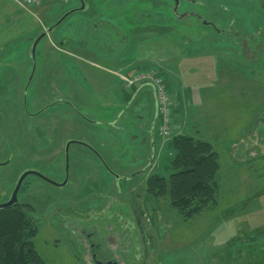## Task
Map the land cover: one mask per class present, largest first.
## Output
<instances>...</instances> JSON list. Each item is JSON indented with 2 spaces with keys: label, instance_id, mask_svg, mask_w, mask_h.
I'll use <instances>...</instances> for the list:
<instances>
[{
  "label": "rangeland",
  "instance_id": "rangeland-1",
  "mask_svg": "<svg viewBox=\"0 0 264 264\" xmlns=\"http://www.w3.org/2000/svg\"><path fill=\"white\" fill-rule=\"evenodd\" d=\"M87 1L101 21L113 15L127 38L124 59L118 60L120 39L112 33L104 32L111 45L105 52L78 53L89 62L57 57L45 39L25 98L34 67L30 39L78 4L45 0L26 10L0 0V163H7L0 167V204L11 199L26 171L63 182L65 146L79 141L89 146L70 147L68 185L30 175L18 194L20 203L33 207L34 244L47 264H95L92 244L100 247L98 259L114 257L120 264H264V0L182 1L179 13L190 14L182 20L174 0ZM82 14L75 11L55 38L74 39ZM136 51L138 69L156 65L168 80L176 103L169 137L157 128L150 134V90L126 100L124 81L109 72L129 67ZM92 62L102 66L96 86L82 69ZM57 100L65 103L37 115ZM139 111L147 116L143 129ZM116 118L125 134L109 129ZM176 136L210 143L219 156L217 203L191 218L180 215L169 196L147 193L150 177L172 174ZM110 173L134 178L117 182ZM132 205L144 227V234L136 229L138 242L112 218L119 210L131 213Z\"/></svg>",
  "mask_w": 264,
  "mask_h": 264
},
{
  "label": "trees",
  "instance_id": "trees-1",
  "mask_svg": "<svg viewBox=\"0 0 264 264\" xmlns=\"http://www.w3.org/2000/svg\"><path fill=\"white\" fill-rule=\"evenodd\" d=\"M171 149L172 174L168 179L150 177L147 193L155 198L169 196L179 214L191 218L217 203L219 156L210 143L189 136L173 138ZM32 211L30 204L20 202L0 210V264H47L35 248L39 228L30 220Z\"/></svg>",
  "mask_w": 264,
  "mask_h": 264
},
{
  "label": "flooded vegetation",
  "instance_id": "flooded-vegetation-1",
  "mask_svg": "<svg viewBox=\"0 0 264 264\" xmlns=\"http://www.w3.org/2000/svg\"><path fill=\"white\" fill-rule=\"evenodd\" d=\"M101 1H104V2H111V1H114V0H101ZM75 2H77V6H73L71 7L68 11H66L64 14H62L55 22L49 24V25H46V26H43V28L41 29V31L36 34L35 36H33L31 39H30V47H31V51H32V47H33V44L35 42V40L43 33H47L46 37H44L40 42L39 44L37 45V48H36V55H35V60L32 62V65L34 66L33 67V71L31 72V75H30V78L28 80V83L25 85V98L27 96V93L29 91V89L31 88L32 86V81L34 79V76H35V67H36V56H37V50H38V47L39 45L46 40H49L51 45H52V48L54 49V53L56 54L57 57H59L58 55L61 54V58L63 59L64 57H69L70 59H78V58H81L80 56H78L76 53H75V50L77 49V46H75L72 42V38H60V39H56L55 36L57 35L56 33L58 32V30L61 28V26L72 16V13L71 15H69L59 26H57L51 33L48 32V30L53 27L54 25H56L60 20L61 18L67 14L68 12L72 11V10H78L82 7V3L85 2L86 3V7L85 9L82 11V13L84 12H87L90 10V6L89 4L85 1V0H75ZM105 10H107L106 8H104ZM110 10L113 9L112 6H110L109 8ZM109 11V10H108ZM110 13V12H108ZM106 15H109V14H106ZM76 28H75V31L78 29V28H82L83 27V22L81 23H76ZM136 24V23H135ZM90 28H91V31L93 34H97L98 32H100L103 28H105L104 30L107 32V33H112L113 35L117 36L120 40L117 42V48H121L117 53H120L121 55H119L118 57V60L119 58L123 57V52L126 50V45H127V38L126 36L124 35H121V29L117 27V25L110 21V20H104V21H101L99 18L95 19V21L93 23H91L90 25ZM111 45L110 44H106L104 45L105 48H108L110 47ZM123 49V50H122ZM50 51V48L49 46H46L45 47V51ZM89 53H93V55L95 56L97 53H101V52H98V50L95 48V47H90L88 49ZM117 51V50H116ZM96 53V54H95ZM116 53V54H117ZM116 57V56H115ZM83 60H86L84 58H81ZM140 59L141 57L138 56V53L137 51L135 52L134 54V58H133V62H131V64L129 65V67L127 68H119L118 70H113V71H109L111 72L113 75H115L116 77L119 78V80H123L124 79H129V80H133L135 81L137 79V77L142 74L143 71H141V69H138V67L140 66ZM86 62H89L88 60H86ZM93 63V62H92ZM96 64H94L95 66ZM119 70H123V71H119ZM128 71L130 73V75H123L125 71ZM125 83V81H124ZM125 87H123L122 91L125 92ZM141 90H143V85L140 84V83H137V81L134 83L133 87H131V89L128 91V92H125L124 95H128L129 97V100H135L136 97L138 96V94L141 92ZM61 103H65L61 100H57L55 102H51L49 103L45 108H42L38 113L37 115L39 114H42V113H45L46 111H48L50 108L58 105V104H61ZM158 121H159V115H157L156 113L154 114V120L152 122V125H151V136L154 135L156 128H157V125H158ZM72 146V145H71ZM65 154H66V146H65ZM66 172H67V167H66ZM65 172V176H64V180L66 179L67 177V173ZM111 174V173H110ZM114 178L115 176L113 174H111ZM35 176V175H34ZM132 176V175H131ZM130 177H126V178H121V180H124V181H129L131 179L134 178V176H132V178ZM37 177V176H36ZM39 178V177H38ZM69 178H70V174H69ZM42 180V179H41ZM63 180V181H64ZM57 182V181H56ZM60 183V182H59ZM69 183H70V180H69ZM56 187V186H55ZM59 188V187H58ZM112 218H114L118 223L121 224V228L122 229H130L132 231V233H130V238L129 240H135L136 242H138L137 240H139L138 238V235H137V232H136V229H139L140 233L141 234H144V227H143V223H142V220L138 214V209L136 208L135 205H132L131 206V213L130 212H127V214H125V212H123L122 210H119V212H114ZM66 222H64V225L66 226ZM130 231V232H131ZM88 237H91L92 234H87ZM140 240H150V238H146V237H141ZM139 248V247H138ZM137 248V250H138ZM99 250H100V247L99 245L98 246H94V244H92V249H91V252H92V258L95 262V259L96 260H99L101 262H104V263H107L109 261H112V260H116L114 257H106L104 261L98 259L100 257V254H99ZM94 257H96L94 259ZM119 262V261H118ZM96 264V263H95Z\"/></svg>",
  "mask_w": 264,
  "mask_h": 264
},
{
  "label": "crops",
  "instance_id": "crops-1",
  "mask_svg": "<svg viewBox=\"0 0 264 264\" xmlns=\"http://www.w3.org/2000/svg\"><path fill=\"white\" fill-rule=\"evenodd\" d=\"M88 4H89V6H90V8H91V5H90V2H88L87 0H85ZM45 2V0H43L42 1V3H41V5H40V7L43 5V3ZM93 2V1H92ZM101 9V8H100ZM109 15H106L105 14V18H104V20H110V21H112L111 19H112V16H111V13H108ZM113 14V13H112ZM82 18L80 19V20H76L77 21V23L79 24V23H81V22H83V27L82 28H78L75 32H76V34H75V37H74V39L72 38V42H73V44L75 45V46H77V49L75 50V53L79 56V54L78 53H81L82 51H87V52H83L84 54H91V53H89V51H88V49L90 48V47H95L97 50H98V52H101V53H103V52H105L106 50H107V48H105L104 47V45H105V42H106V40L104 39L105 38V33L104 32H106L104 29H102L100 32H98L97 34H93L92 33V31H91V28H90V25H91V23H93L94 21H95V19H97V18H99V15H93L92 14V12H91V10H90V12L89 11H87L86 13H83L82 15ZM100 18H101V16H100ZM99 18V19H100ZM101 20V19H100ZM113 22V21H112ZM44 26H46V25H44ZM107 33V32H106ZM108 34V33H107ZM117 43V42H116ZM117 45V44H116ZM115 48V47H114ZM109 49H110V47H109ZM113 49V48H112ZM111 49V50H112ZM93 55V54H92ZM94 56V55H93ZM119 59H121V58H119ZM124 58H122L120 61H122ZM118 62V61H117ZM94 64H96L95 62H93L92 63V65H90V67H88L87 66V68L86 67H84V66H82V69H83V72L85 73V75H86V77L89 79V81L94 85V86H96L97 84H99V82H102L101 80H102V74L99 72L100 70H97V68L99 69V68H102V66H99V65H95L94 66ZM119 68H125V67H119ZM104 71V70H103ZM8 77H9V74H8ZM101 77V78H100ZM55 78H56V76H55ZM127 97L128 99H126V100H129V97L125 94L124 96H123V98L124 97ZM151 96V95H150ZM125 97V98H126ZM121 100H124V99H121ZM152 102H153V99H152ZM175 103V102H174ZM152 106H153V108H154V103L153 104H151ZM175 105H176V103H175ZM122 106V105H121ZM143 106L141 105V108H142ZM122 109V108H121ZM151 110V109H150ZM121 113V112H120ZM147 113H148V111H147ZM153 113H154V110H153ZM139 114L140 115H143L142 117L141 116H137V115H135V117L136 118H139L140 120H141V122H142V129L143 128H145L146 127V123H147V120H144L145 119V117H147L146 115H144L143 113H141L140 111H139ZM118 120V121H117ZM121 120L122 119H119V118H116L114 121H111V122H109V123H107L108 125H109V129H111L112 127H114V128H116L117 130L118 129H121V130H123L124 131V133L123 134H125V132H126V129L123 127L122 128V126L121 125H123V122H121ZM152 125V124H151ZM176 128V117H175V120H174V129ZM144 131H148L147 129H144ZM155 131V130H154ZM129 132V131H128ZM151 134V133H150ZM195 139V138H194ZM197 140V139H196ZM129 142V141H128ZM123 144H128V143H123ZM88 145V144H87ZM89 146V145H88ZM122 146V145H121Z\"/></svg>",
  "mask_w": 264,
  "mask_h": 264
},
{
  "label": "built area",
  "instance_id": "built-area-1",
  "mask_svg": "<svg viewBox=\"0 0 264 264\" xmlns=\"http://www.w3.org/2000/svg\"><path fill=\"white\" fill-rule=\"evenodd\" d=\"M23 9L30 10L39 6L43 0H14ZM126 87L130 89L134 83L149 86L155 93L157 112L159 115V132L161 136L169 137L174 129L173 106L174 102L170 95L164 78L156 69L142 72L135 81L124 79Z\"/></svg>",
  "mask_w": 264,
  "mask_h": 264
},
{
  "label": "water",
  "instance_id": "water-1",
  "mask_svg": "<svg viewBox=\"0 0 264 264\" xmlns=\"http://www.w3.org/2000/svg\"><path fill=\"white\" fill-rule=\"evenodd\" d=\"M181 1L182 0H174V2H175V6H174V8H173V12H174V14L178 17V19H180V20H182V19H184L185 17H187L188 15H190L189 13H186V14H180L179 13V8H180V5H181ZM186 1H189V0H186ZM85 7H86V3L85 2H83L82 3V7L80 8V10H84L85 9ZM75 11H77V10H72V11H70V12H68L67 14H65L62 18H61V20L56 24V25H54L53 27H51L49 30H48V32H52L57 26H59L69 15H71L72 13H74ZM192 15H194V14H192ZM199 19H202V20H204L203 18H202V16L201 15H199V14H195ZM205 24H209V25H212L214 28H216V26H215V24H213V23H211V22H207L206 20H204L203 21ZM218 32H220V30H217ZM46 35H47V33L45 32V33H43V34H41L36 40H35V42H34V44H33V47H32V51H31V55H32V58L35 60V55H36V48H37V45L39 44V42L44 38V37H46ZM73 144H85V143H83V142H79V141H69L68 143H67V145H66V167H67V177H66V179L63 181V182H61V183H59V182H56V181H53V180H51V179H49L48 177H46V176H44L43 174H41V173H39V172H36V171H26V172H24L22 175H21V177L19 178V180H18V182H17V185H16V187H15V190H14V192H13V194H12V197H11V199L8 201V202H5V203H2V204H0V210H2V209H6V208H9V207H13L14 205H16V204H18L19 203V199H18V194H19V192H20V190H21V187H22V185H23V183H24V181H25V179L28 177V176H30V175H35V176H37V177H39L40 179H42L43 181H45V182H47V183H49V184H51V185H53V186H56V187H59V188H62V187H65L66 185H68V183H69V150H70V147H71V145H73ZM85 145H87V144H85ZM7 163H0V167H2V166H4V165H6ZM111 174H113L114 176H115V178H116V180H117V182L118 181H120V179L122 178L120 175H117V174H115V173H111ZM96 257H94V259H95ZM95 263L96 264H120L117 260H112V261H109V262H107V263H104V262H101V261H99V260H96L95 259Z\"/></svg>",
  "mask_w": 264,
  "mask_h": 264
}]
</instances>
